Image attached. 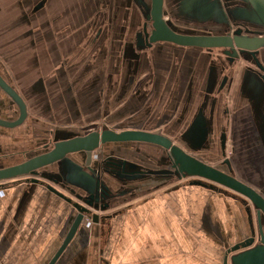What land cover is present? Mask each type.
I'll return each instance as SVG.
<instances>
[{
    "label": "water",
    "instance_id": "1",
    "mask_svg": "<svg viewBox=\"0 0 264 264\" xmlns=\"http://www.w3.org/2000/svg\"><path fill=\"white\" fill-rule=\"evenodd\" d=\"M37 2L35 12L44 6ZM47 2L63 9L60 29L75 30L76 45L50 48L48 66L8 68L0 54V188L14 180L44 186L72 207L50 264L86 217L99 224L102 214L193 179L250 204L252 230L226 250L224 264H264V0ZM9 51L5 44L0 52ZM99 61L105 69L86 67ZM237 120L233 163L263 186L238 178L228 158Z\"/></svg>",
    "mask_w": 264,
    "mask_h": 264
},
{
    "label": "crops",
    "instance_id": "2",
    "mask_svg": "<svg viewBox=\"0 0 264 264\" xmlns=\"http://www.w3.org/2000/svg\"><path fill=\"white\" fill-rule=\"evenodd\" d=\"M68 3L71 9L77 0H66ZM62 13L58 11L53 18L58 28L66 21ZM65 40H69L68 49L76 45L73 38ZM64 41L61 45L53 41L50 46L57 48ZM78 43L84 45L85 41ZM87 48L99 53L95 45ZM47 51L34 59L18 57L21 64L37 61L48 66ZM9 53L15 52L10 48ZM235 164L238 178L263 186L248 167ZM10 182V187L0 188V264H50L67 236L73 209L44 186ZM192 182L150 193L111 216H101L99 224L79 232L56 264H224L226 250L252 230L249 206L244 198L224 188Z\"/></svg>",
    "mask_w": 264,
    "mask_h": 264
},
{
    "label": "flooded vegetation",
    "instance_id": "3",
    "mask_svg": "<svg viewBox=\"0 0 264 264\" xmlns=\"http://www.w3.org/2000/svg\"><path fill=\"white\" fill-rule=\"evenodd\" d=\"M34 1L35 0H0V51H2L3 46L7 44V47L11 48V50L15 52V56L19 55V54H16L17 53L16 51H19V53L20 52L24 53V55H22L23 59H25V57L37 58L38 55H41V56L44 55L43 53L44 49L46 51L48 50L47 52L48 54H50L49 50L50 48H52L50 44H52L53 41H58V45L62 44V41H64L65 38L60 39V36H61L60 34L69 33L68 38H72L74 36V35L72 36V33L75 34L76 33L75 30L68 31L66 29H60L57 27L56 25L57 20L53 19L54 16L56 17V15L55 13L51 12L53 10L51 9V6L47 2V0H42V3L44 4V6L42 7V9L36 12H35V9L40 3L38 2L34 3ZM20 6L21 8L23 7L22 10L25 12V17L22 19L25 21L23 22L21 21ZM15 11L18 14H16L13 17V15L15 14ZM53 14L54 16L52 17ZM2 17L5 18L6 20L4 21ZM16 20H19V22ZM44 20H46L48 24H46ZM104 31L109 32L107 30H104ZM89 32L97 33L96 29L91 30ZM103 39L104 38H102V40ZM102 42L105 43L103 51L106 54V51L108 48V46L106 45V40L99 41V45ZM14 43L16 44V46H14ZM62 46H66V45H62ZM62 46L57 47L59 51H62L60 49V47ZM0 58L2 59L1 56ZM5 63L8 68H11V67L13 68V63H14L13 60H11L9 63L7 62ZM25 63H26V67H30L27 65L28 62H25ZM33 63H35V66L39 65L37 61H34ZM66 63L67 62L63 60L62 67L67 68ZM96 64L97 65H95L96 66L95 68H101L102 65H104L103 62L101 61L96 62ZM91 66L92 64L86 65V67H91ZM58 68H61V66H58ZM61 75L62 73L59 72L58 76H61ZM238 124H240L239 120H238ZM236 126H237V121H236ZM232 127L233 129H235L233 121H232ZM237 130H238V126H237ZM231 132H232V128H231L230 136H229L227 154H228V158L233 163V159H235L236 157L235 158L231 157L232 152H233L231 151L233 149L230 148ZM233 141H234V135H233ZM240 145H241V142L239 141V147ZM234 164L235 162L233 163V165ZM206 184H208V186H203V187L210 186L213 189H215L214 185L210 183H206ZM6 186H8V184ZM246 205H248V202H246Z\"/></svg>",
    "mask_w": 264,
    "mask_h": 264
},
{
    "label": "rangeland",
    "instance_id": "4",
    "mask_svg": "<svg viewBox=\"0 0 264 264\" xmlns=\"http://www.w3.org/2000/svg\"><path fill=\"white\" fill-rule=\"evenodd\" d=\"M61 10H63L62 8H61ZM52 12V11H51ZM55 13V12H54ZM56 14V13H55ZM52 16H54V14L52 15ZM55 17V16H54ZM14 46H16V44L14 43ZM17 53L16 54H19V55H24V53H19V51H16ZM0 54L1 55H5V57L9 60V62L11 61V60H13L14 61V63H13V66H14V69L15 68H17V67H21V68H26V63H23V64H21L20 63V60H19V55H16L15 56V53H14V56L12 57V59H11V55L9 54V55H6L4 52H0ZM27 57H25V59H26ZM24 84H26V82H24ZM237 123H238V120H237ZM121 124V123H120ZM120 124H118V125H116L115 127H118V126H120ZM127 125L129 126V127H133V126H137V127H140V128H146V127H148L149 126V128L151 127V130H162V131H167L166 129L169 127V123H165V124H163V125H160V124H157V125H155V126H150V124L149 123H147V124H131V123H127ZM239 130H234L233 129V127H232V132H231V137H230V148L231 149H233L234 147H236V153L238 152V149H239V141H241L240 140V138H239ZM233 135H234V141H233ZM232 151V150H231ZM230 151V152H231ZM235 155H237V154H235ZM238 165V164H237ZM235 167V166H234ZM240 167V166H239ZM241 169V168H240ZM241 171H242V169H241ZM244 173H246L245 172V170H244ZM13 183H14V185H15V183L17 182V180H14V181H12ZM11 182L9 181L8 182V185L10 184ZM2 184V183H1ZM8 187H10V185L8 186ZM221 188V187H220ZM223 189V188H222ZM117 210V209H116ZM116 210H114V211H112V212H110V213H106V214H102L101 216H111V214L112 213H114V212H116ZM113 215V214H112ZM93 222H92V219H91V217H86V219L84 220V224L83 225H85L86 227H88L89 225H91Z\"/></svg>",
    "mask_w": 264,
    "mask_h": 264
},
{
    "label": "bare ground",
    "instance_id": "5",
    "mask_svg": "<svg viewBox=\"0 0 264 264\" xmlns=\"http://www.w3.org/2000/svg\"><path fill=\"white\" fill-rule=\"evenodd\" d=\"M194 180V179H193ZM195 180H197V179H195ZM187 181V180H186ZM211 184V183H210ZM212 185H214V184H212ZM214 186H217V185H214ZM218 187V186H217ZM222 188V187H221ZM235 194V193H234Z\"/></svg>",
    "mask_w": 264,
    "mask_h": 264
},
{
    "label": "built area",
    "instance_id": "6",
    "mask_svg": "<svg viewBox=\"0 0 264 264\" xmlns=\"http://www.w3.org/2000/svg\"><path fill=\"white\" fill-rule=\"evenodd\" d=\"M86 219V218H85Z\"/></svg>",
    "mask_w": 264,
    "mask_h": 264
}]
</instances>
